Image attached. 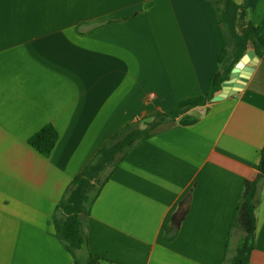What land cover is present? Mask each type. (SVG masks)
Instances as JSON below:
<instances>
[{
    "label": "crops",
    "instance_id": "0c3cea01",
    "mask_svg": "<svg viewBox=\"0 0 264 264\" xmlns=\"http://www.w3.org/2000/svg\"><path fill=\"white\" fill-rule=\"evenodd\" d=\"M235 1L236 32L264 33V0ZM222 49L207 0H0V264H88L53 235L65 189L125 127L208 94ZM244 55L258 58L251 44ZM248 83L131 149L85 221L94 264H226L264 146V100ZM46 125L58 132L49 157L28 144ZM255 217L248 264H264V178Z\"/></svg>",
    "mask_w": 264,
    "mask_h": 264
},
{
    "label": "trees",
    "instance_id": "16d2710c",
    "mask_svg": "<svg viewBox=\"0 0 264 264\" xmlns=\"http://www.w3.org/2000/svg\"><path fill=\"white\" fill-rule=\"evenodd\" d=\"M214 8L217 23L223 37L222 55L219 58V70L212 79L211 87L205 96L181 101L175 108L163 114L146 117L151 123L146 128L125 127L106 142L70 182L56 206L51 223L54 237L72 256L84 251L88 255V264H94L96 258L88 251L85 221L91 207L99 196L103 186L114 171L128 156L131 149L139 142L148 139L157 125L167 119L173 120L191 108L206 104L221 90V84L228 78L234 63L252 45L254 54L264 60V33L260 26L249 23L241 34L235 30L236 18L241 6L235 0H207ZM106 23L112 20L105 21ZM58 141V132L51 125H46L28 139V144L44 157H49ZM264 178V146L261 151L259 175L256 180L245 181L234 211L231 227L237 226L242 235L234 256L226 259V264H248L254 249L258 183Z\"/></svg>",
    "mask_w": 264,
    "mask_h": 264
},
{
    "label": "water",
    "instance_id": "95a60500",
    "mask_svg": "<svg viewBox=\"0 0 264 264\" xmlns=\"http://www.w3.org/2000/svg\"><path fill=\"white\" fill-rule=\"evenodd\" d=\"M252 75L253 77L251 78ZM263 80L264 60L259 62L256 57H254V60H251L248 55H244L231 69L228 78L222 82L221 91L218 95L213 97V100H222L235 94L239 90H243L249 81L247 91L252 94L257 93L258 96L264 100V85L262 86ZM187 205V200H184L180 205L179 211L175 215L177 221H180L183 218Z\"/></svg>",
    "mask_w": 264,
    "mask_h": 264
},
{
    "label": "rangeland",
    "instance_id": "374dc122",
    "mask_svg": "<svg viewBox=\"0 0 264 264\" xmlns=\"http://www.w3.org/2000/svg\"><path fill=\"white\" fill-rule=\"evenodd\" d=\"M148 97V96H147ZM146 97V98H147ZM150 123H151V120L149 119V118H144V119H142L141 120V122L140 123H138V124H136L135 125V127L134 128H140V129H143V128H146L147 126H149L150 125ZM234 228H237V226H235ZM237 234L241 237V235H242V231H241V229H240V234H239V232H237ZM231 241V240H230ZM232 245V244H231ZM231 245H229V255L228 256H230V257H232V256H234V251H235V248L236 247H231ZM237 249V248H236Z\"/></svg>",
    "mask_w": 264,
    "mask_h": 264
},
{
    "label": "built area",
    "instance_id": "2783aa9c",
    "mask_svg": "<svg viewBox=\"0 0 264 264\" xmlns=\"http://www.w3.org/2000/svg\"><path fill=\"white\" fill-rule=\"evenodd\" d=\"M150 98H153V95L152 94H149L147 99H150ZM253 101H256L257 100V96L256 95H253L252 98H251Z\"/></svg>",
    "mask_w": 264,
    "mask_h": 264
}]
</instances>
